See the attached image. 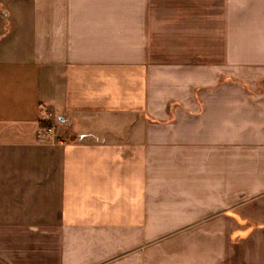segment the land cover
Wrapping results in <instances>:
<instances>
[{"label":"crops","instance_id":"obj_1","mask_svg":"<svg viewBox=\"0 0 264 264\" xmlns=\"http://www.w3.org/2000/svg\"><path fill=\"white\" fill-rule=\"evenodd\" d=\"M0 264H264V0H0Z\"/></svg>","mask_w":264,"mask_h":264},{"label":"trees","instance_id":"obj_2","mask_svg":"<svg viewBox=\"0 0 264 264\" xmlns=\"http://www.w3.org/2000/svg\"><path fill=\"white\" fill-rule=\"evenodd\" d=\"M39 125L41 127H48V126H52L53 125V120L49 115H46L44 117H40V119L38 120Z\"/></svg>","mask_w":264,"mask_h":264},{"label":"built area","instance_id":"obj_3","mask_svg":"<svg viewBox=\"0 0 264 264\" xmlns=\"http://www.w3.org/2000/svg\"><path fill=\"white\" fill-rule=\"evenodd\" d=\"M43 130H44L45 134H48V135H51V136H56L55 135L56 131H55V128H54L53 125L52 126H48V127H44Z\"/></svg>","mask_w":264,"mask_h":264},{"label":"rangeland","instance_id":"obj_4","mask_svg":"<svg viewBox=\"0 0 264 264\" xmlns=\"http://www.w3.org/2000/svg\"><path fill=\"white\" fill-rule=\"evenodd\" d=\"M56 124V123H55ZM59 130H60V128H59ZM63 132V131H62Z\"/></svg>","mask_w":264,"mask_h":264}]
</instances>
